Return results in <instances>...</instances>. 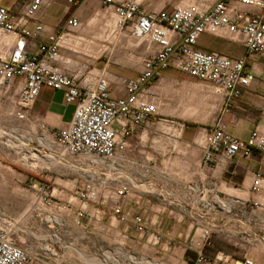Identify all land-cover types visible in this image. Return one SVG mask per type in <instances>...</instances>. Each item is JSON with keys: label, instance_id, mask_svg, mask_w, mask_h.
I'll return each instance as SVG.
<instances>
[{"label": "crops", "instance_id": "obj_1", "mask_svg": "<svg viewBox=\"0 0 264 264\" xmlns=\"http://www.w3.org/2000/svg\"><path fill=\"white\" fill-rule=\"evenodd\" d=\"M19 1L1 0V3L7 7L20 6ZM135 1L143 9L156 12L170 9L176 3L190 2ZM70 15L81 23L75 37L83 40L84 48L75 51L62 48L56 66L88 88H95L98 78L105 75L111 96L124 98V82L141 74L145 60L157 47L148 48L144 42L126 40L116 56L102 57L105 43L102 25L108 22L103 4L99 0H87L78 8H69L67 0H51L36 17L45 31L36 42H29L28 48L34 51ZM196 48L231 59L246 54L241 38L224 33L202 35ZM247 67L254 76L253 81L239 99L228 104L224 95L207 82L173 68L161 72L151 88L157 100V115L127 139L121 154L118 175L128 185L126 196L118 200L107 196L104 205L95 209L94 217L88 222L78 224L74 215L61 212L55 224L63 230L18 234L20 243L33 256L31 264H192L199 251L210 257L209 264H245V260L264 264V212L252 206L253 201L264 205V163L260 156L236 157L216 167L202 164L208 132L218 121L226 126L228 133L240 139L247 138L255 129L264 133V56L249 58ZM16 100L14 86L0 88V108L4 115L12 117L17 127L14 134L26 135L27 120H30L50 143V131L65 127L75 108L64 103L61 92L43 89L21 118L17 113L21 114L22 110L16 106ZM23 140L21 137L19 142ZM15 149L19 157L22 155L20 161L24 165L37 162V158H26L23 146L12 148ZM44 159L45 164L40 162L41 158L38 168L30 174L20 166L9 170L0 156L2 215L14 204L10 203V189L18 190L19 198L26 196L20 188L28 175L30 183L47 177L63 187L62 177L66 176L67 186H77L79 173L72 167L73 158L68 157L67 164H60L48 155ZM256 174H261L263 180L254 193ZM108 177L106 174L100 178V191L104 187L105 196L116 186ZM116 206L123 213L140 214L147 233L138 234L130 224L119 223L112 214ZM17 220L21 227L27 218L21 212ZM208 229L212 230L211 247L205 246L202 240L204 230ZM151 234L162 236L166 243H151Z\"/></svg>", "mask_w": 264, "mask_h": 264}, {"label": "built area", "instance_id": "obj_2", "mask_svg": "<svg viewBox=\"0 0 264 264\" xmlns=\"http://www.w3.org/2000/svg\"><path fill=\"white\" fill-rule=\"evenodd\" d=\"M51 0H20V6H5L0 0V86H14L16 106L22 110L21 118L39 97L43 89L59 91L64 103L74 105L71 121L63 128L51 130L53 160L67 164L79 173L74 188H63L47 177L33 180V210L50 215L61 212L74 215L78 224L92 220L95 209L104 205L108 196L122 199L128 193L120 172L121 154L127 139L136 130L157 115V100L152 86L161 72L173 68L192 78L211 84L222 93L226 104L239 99L253 81L247 60L264 56V0H190L176 3L170 9L147 11L135 0H99L109 20H113L112 33H126L129 40L144 42L148 48L155 45V53L145 60L137 78L124 82L126 96L113 98L105 75L98 78L95 88L78 84L56 66L60 50L84 48L83 40L75 37L81 23L70 15L44 43L32 51L29 42H36L45 26L36 20L42 7ZM87 0H67L69 8H78ZM224 33L241 38L246 50L244 57L231 59L217 53L196 48L204 35ZM228 109V108H227ZM259 155L264 163V133L257 129L245 139L228 133L218 121L210 128L202 158L204 166H218L236 157L249 159ZM109 174L115 189L105 196L100 191V178ZM263 177L256 174L252 191L259 190ZM66 189V190H65ZM252 206L264 212V205L253 201ZM112 214L121 224H130L138 234H146L147 227L138 213L121 212L116 206ZM212 230H204L202 240L211 247ZM151 243H166L160 235H150ZM33 256L15 235V225L0 220V264H31ZM211 259L199 251L192 264H209ZM245 264H251L245 260Z\"/></svg>", "mask_w": 264, "mask_h": 264}, {"label": "rangeland", "instance_id": "obj_3", "mask_svg": "<svg viewBox=\"0 0 264 264\" xmlns=\"http://www.w3.org/2000/svg\"><path fill=\"white\" fill-rule=\"evenodd\" d=\"M108 22H103L102 25V33L104 34V40L105 43L103 44L104 47L102 48L101 56L102 57H111L116 56L120 52V46L123 42H126V40H129L128 35L126 33H121L118 31H115L112 33L113 28V20L109 22V19L107 18ZM131 43H137L136 41H133ZM2 86H0L1 88ZM32 127V128H31ZM17 128L15 123L12 120V117L7 116L6 114H3V110L0 108V139L2 138V141L0 143V156L4 159L3 165L6 167H9V170H14L17 167H23L27 168L30 172V174H33V171L38 168V164L40 162L45 164L44 156H52L54 157V148L52 145L46 146L42 142L41 138L44 136V134L37 128L35 129L33 125L31 124L30 120H27V133L26 135L22 133H15L13 130ZM33 129L34 132L31 130ZM3 134V135H2ZM21 137L24 138L22 142H19ZM41 141V142H40ZM53 141V140H52ZM42 143V144H41ZM23 146V149L25 152H27V159L31 154H36L37 162H33L32 164L27 162V165H24L23 161H20V158H22V155L18 156V150H12L13 147ZM23 150V151H24ZM24 156V154H23ZM42 158V160H41ZM39 160H41L39 162ZM11 171V172H12ZM59 173L61 175V169L59 168ZM64 179V183L62 184L63 188H70L66 185V180L68 177L64 176L62 177ZM30 186V175H28L27 181L21 185V192H25L26 196L23 198L21 196L19 198L18 190L14 191L13 188L10 189V203L14 202L12 206H9V208H6V213H4L6 216H3L0 213V220H5L8 222H11L15 225V235L18 238L19 235H23L24 232L27 233H34L36 230H42V231H51L53 230H63L61 228H57V225L55 222H57V215H50L47 212L43 211H35L33 210V202H34V196L33 192L29 188ZM66 190V189H65ZM6 190H4V194H6ZM20 202V205L18 204ZM25 214L27 221L25 223V226L18 225V216L20 213ZM54 221V223L52 222Z\"/></svg>", "mask_w": 264, "mask_h": 264}, {"label": "bare ground", "instance_id": "obj_4", "mask_svg": "<svg viewBox=\"0 0 264 264\" xmlns=\"http://www.w3.org/2000/svg\"><path fill=\"white\" fill-rule=\"evenodd\" d=\"M41 140H42V142L44 143V145H46V146H49V145L51 144L50 142H48V140H46L45 137H42ZM40 142H41V141H40ZM41 144H42V143H41ZM30 156H31L32 158H35V157H36V154H34V153L31 154V153H30ZM49 158H50V157H49ZM49 158H48V159H49ZM32 162H33V161H32ZM138 264H139V263H138ZM146 264H147V263H146Z\"/></svg>", "mask_w": 264, "mask_h": 264}]
</instances>
